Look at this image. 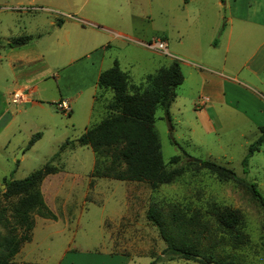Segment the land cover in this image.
Returning <instances> with one entry per match:
<instances>
[{
  "label": "rangeland",
  "instance_id": "obj_1",
  "mask_svg": "<svg viewBox=\"0 0 264 264\" xmlns=\"http://www.w3.org/2000/svg\"><path fill=\"white\" fill-rule=\"evenodd\" d=\"M17 1L0 0V201L4 203V178L22 179L45 164L55 168L57 174L46 176L40 183L43 200L55 219L32 215L30 241L23 243L21 259L12 264H148L152 260L156 264H200L162 254L165 242L146 217L150 204L160 208L173 232L179 231L176 224L183 220L184 237L198 233L201 254L211 253L216 260L231 259L239 264H264V209L241 182L255 183L264 201V144L249 157L247 167L242 165L248 146L260 135L256 124L264 125V85L256 80L264 82V67L256 77L240 67L243 57L231 58V51L226 53L223 44L209 45L212 39L222 42L223 29L230 26L228 17L262 19L264 1L42 0L58 13L31 9L22 13ZM80 18L90 21L82 23ZM51 20L63 22V29L69 33L86 32L85 37L94 34L95 40L101 36L98 41L102 43L109 39L103 32L112 33L95 31L92 24L100 23L97 21L113 30L137 33L144 46L154 39L167 41L168 54L164 55L120 41L111 43L107 54L117 59L121 69L129 71L134 83L142 85L159 67L174 60L179 63L183 82L175 89L168 113L161 107L156 109L154 124L166 168H184L179 177L156 189L146 182L119 180L112 175L124 168L123 163L113 162L108 153L98 157L90 147L74 142L86 126L106 115L105 106L112 93H102L94 84L95 77L87 69L91 59L67 62L73 42L83 39L81 34L68 36L63 58L47 50H42L44 58L35 56L36 48L30 42L36 36H29V30L36 25L49 28ZM20 42L30 43L22 49L32 58V63L25 66L31 72L29 77L21 75L20 68L12 70L8 66L6 50ZM256 45L245 44V50L240 46V54L246 57L255 51V58L264 54V44L258 49ZM45 47V43L39 44V49ZM222 62L240 78L255 80L259 90L253 97L257 104H249L243 90H227L235 101L232 106L203 104L205 95L220 96L218 79L204 70L201 76L197 70L203 63L215 66ZM111 63L106 59L104 65L110 67ZM32 88L35 91L30 93ZM18 89L42 105L29 107L30 101L13 104L10 96ZM91 95L96 101L86 124L88 118L81 104ZM67 98L75 99L71 101L74 107L72 112L62 113L52 99ZM36 133L40 138L29 145ZM66 140L70 143L60 151ZM174 155L178 160L171 162ZM201 160L232 169L237 180L220 179L195 164ZM224 208L240 212L239 230L247 238L245 243L233 245V232L216 222V211ZM175 215L177 220L173 221ZM4 233L0 226V234Z\"/></svg>",
  "mask_w": 264,
  "mask_h": 264
},
{
  "label": "trees",
  "instance_id": "obj_2",
  "mask_svg": "<svg viewBox=\"0 0 264 264\" xmlns=\"http://www.w3.org/2000/svg\"><path fill=\"white\" fill-rule=\"evenodd\" d=\"M183 79L179 63L174 60L171 64L158 68L154 74L147 75L143 85H133L129 83L127 74L115 62L99 74L96 82L98 88L109 89L112 92V97L105 106L106 115L97 123L86 127L74 142L90 147L98 157L108 153L112 156L113 162L123 163L124 168L117 174H113V178L146 182L152 189L171 183L183 173L184 168L170 170L166 168L154 125L155 111L161 107L168 113V108L176 96L175 89L183 82ZM259 131V137L248 146L247 153L242 159L244 167H247L248 159L253 152L264 144V125L259 127ZM39 138L40 133L34 134L29 140V145ZM69 143V140H66L59 150L62 151ZM177 160L178 156L171 157V162ZM195 164L208 169L220 179L237 180L234 171L222 164L210 160L197 161ZM55 172V168L45 164L22 179H3L5 186L1 195L4 203L0 201V226L5 229V233L0 234V264H10L22 244L30 241L33 214L55 219V215L46 206L40 190L41 181ZM102 175L109 177L105 173ZM241 182L247 186L264 209L263 198L255 183L244 180ZM176 216L173 221L177 220ZM146 217L157 227L165 242L166 246L162 254L177 256L200 264L211 262L239 264L231 259L216 260L211 253L201 254L197 248L198 233H195L192 238L184 237L183 220L176 224L179 231L173 232L170 229V223L164 220L156 204H150ZM215 219L220 227L233 232L231 235L233 245H241L247 241L245 235L239 230L242 217L238 210L230 208L217 210ZM148 264H156V262L152 260Z\"/></svg>",
  "mask_w": 264,
  "mask_h": 264
},
{
  "label": "crops",
  "instance_id": "obj_3",
  "mask_svg": "<svg viewBox=\"0 0 264 264\" xmlns=\"http://www.w3.org/2000/svg\"><path fill=\"white\" fill-rule=\"evenodd\" d=\"M86 1L88 2L89 0H86ZM94 2H95V0L93 1V3ZM16 3L18 4L19 8L22 7L20 9V11L22 13H24L26 11V9L27 10L31 9L35 12L39 11V12H43V13L44 12H46V13L57 12L55 7H53L52 5H48V3H46L42 0H18ZM22 4H26V6L22 5ZM49 4H51V3H49ZM20 5H22V6H20ZM95 6H97V5H95ZM79 20L82 23L90 21L89 19H83V18H80ZM226 21L230 22V26H229V28H227V30L225 28L223 29V32H222V35H223L222 39L223 40H222V42H221V40L218 41L216 39H212V41L209 43V45H213L214 47H220L223 44L226 53L231 51V54H230L231 58H235L237 60H240V56L243 57L240 60V62H241L240 67L248 69L249 73L258 77V75L260 74V71L264 67V54L263 53L259 54V56L257 58H255L254 56L256 54L254 51V52L250 53V55L245 57V55L240 54V50L241 49L245 50L247 48V46H244L245 44H255L256 43L257 44L256 49H258V47H260L262 44H264V16L262 17V19H250L248 17L235 16V17H228L226 19ZM97 22L102 23L101 21H97ZM100 23H93L92 24L93 26H95L97 28V29L94 28V29H96L95 31L100 32L104 29V30H107L108 32L112 33V34H108L106 32H103V33H105V35H107L109 37V39H107V41L105 43L98 41V39L101 36L95 40L94 34H90L89 36L85 37L86 32L79 33V31H75L74 33H69V31H65L63 29V26H64L63 22L57 23L54 20H51L48 22L49 28L45 27V29H41V28H39L38 25L32 27L29 30L30 31L29 36H33V35L36 36L35 40L30 42L31 44H34V47L36 48L37 55H35V56L38 58H42V57L44 58V53L42 50H47L49 53H56L57 57L63 58L66 54L65 49H63V44H64V42L65 43L69 42L68 36L69 35H76L77 36V35L81 34L83 36V39L78 41L76 38L75 42H73L72 48H70L71 50H69L70 57H68L67 62H69L71 64V63L78 61V60H81L83 58L91 59V63L89 64L90 67H88L87 69L89 71H91L92 75H94V77H95V83L94 84L96 85L99 74L103 70L109 68V67H105V65H104L106 59H110L112 62L111 63L112 65L116 62L118 64L119 68L121 69L117 59H115V57H112V55L107 54V49L111 46V43L118 42V41H120L121 43H125V44L129 43L131 45V47H133V48H137V47L141 48L142 46H144V43L137 36V33L135 34L134 32L128 33L126 31L113 30V29L105 26V24H103V23H102L103 25H99ZM80 30H84V29L81 28ZM29 31H27V32H29ZM154 40H162L163 42L166 43V47L168 46L167 41H164L162 38L154 39ZM30 43L29 42L28 43H21V42L20 43H13V45H12L13 47H10V49L6 50V54H7L6 58L9 61L8 66L12 67V70H16L17 68H20L21 69L20 70L21 75H26L27 77H29L31 72H29L28 69H25V66L32 63V58L29 57L28 53L23 52L22 49L24 48L26 50L28 44H30ZM41 43L46 44L45 49H39V44H41ZM114 44L117 45L116 43H114ZM144 47H147V46L145 45ZM148 49H150V48H148ZM167 51H168V47H167ZM226 57L227 56H225L224 58L226 59ZM0 58H1V55H0ZM193 62L194 61H190V62L188 61V64L195 66L196 63H193ZM201 66H203V67H201L200 70H197L200 72V75L203 76V73L201 70H204L206 72L212 73L213 76H216L218 79V85H219V91H220V96H218V97L212 96L210 94L205 95V98H204L205 102H203V104H226V105H228V107L232 106V104L235 101H233L231 99L232 95L228 94V92L230 90L234 91V92L240 91V90L246 91L247 95L249 96L248 97L249 104H257L256 99L253 97V94H256L257 90H259V89H258V85L255 83V80H253L251 77L240 78L239 73L238 72L234 73L230 67H227L226 62H222L220 65L216 64L215 66H212L210 63L209 64L203 63ZM121 70L127 74L130 84L141 85V84H136L131 80V77L129 75L128 70H123V69H121ZM35 76L36 75L34 74L33 77L27 78L25 82L32 80ZM15 77H17V75ZM256 80L258 81L259 85L260 84L264 85V82H262V80L260 78H258V79L256 78ZM100 90H102V93H107L108 91H111L109 89H107V90L100 89ZM227 90H228V92H227ZM34 91H35V88L30 89V93H32ZM78 96L79 95H77L76 99L78 98ZM101 96H103V95H101ZM111 97H112V95H111ZM111 97H109L108 100ZM52 100H53V102L60 101L58 99H52ZM65 100H67L69 102L71 112H72V110H73L72 107H74V104H72V103H74V101L73 102H71V101L75 100V99L67 98ZM29 101H30L29 107H37V106L42 105V104H40V101L29 100V98H28V101L23 102L22 104L29 103ZM95 101H96V97L94 95H91L90 99L88 101L86 100L85 104H81L82 109L86 110L87 118L89 116H91V114H92V109H93ZM259 111H260V109H259ZM260 113H263V112L260 111ZM1 118H2V114H1L0 119ZM86 120H87L86 124H88L89 118ZM256 126H257L256 129H258L262 125L256 124ZM85 128H84V130H85ZM58 172H60V171H58ZM55 174H57V173L49 174L47 176H52ZM21 248H22V246H21ZM21 248H20L19 252L13 257L10 264L14 263L19 258L21 259V255H19ZM16 264H17V262H16ZM20 264H23V262H20Z\"/></svg>",
  "mask_w": 264,
  "mask_h": 264
},
{
  "label": "built area",
  "instance_id": "obj_4",
  "mask_svg": "<svg viewBox=\"0 0 264 264\" xmlns=\"http://www.w3.org/2000/svg\"><path fill=\"white\" fill-rule=\"evenodd\" d=\"M148 48L158 50L162 52L163 54H168L166 43L162 40H154L151 43L145 44ZM28 101V96L26 95L25 91L22 89H18L12 92L11 94V102L13 104H20L23 102ZM56 109L59 110L62 113H70L71 108L69 105V102L67 100H60L56 102L55 104Z\"/></svg>",
  "mask_w": 264,
  "mask_h": 264
},
{
  "label": "water",
  "instance_id": "obj_5",
  "mask_svg": "<svg viewBox=\"0 0 264 264\" xmlns=\"http://www.w3.org/2000/svg\"><path fill=\"white\" fill-rule=\"evenodd\" d=\"M1 187H4L3 185H1ZM210 264H213L212 262Z\"/></svg>",
  "mask_w": 264,
  "mask_h": 264
}]
</instances>
